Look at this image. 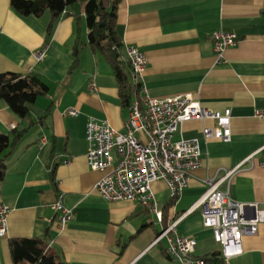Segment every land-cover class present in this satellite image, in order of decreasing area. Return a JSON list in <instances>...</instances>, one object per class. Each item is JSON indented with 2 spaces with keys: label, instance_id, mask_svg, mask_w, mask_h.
I'll return each mask as SVG.
<instances>
[{
  "label": "crops",
  "instance_id": "0c3cea01",
  "mask_svg": "<svg viewBox=\"0 0 264 264\" xmlns=\"http://www.w3.org/2000/svg\"><path fill=\"white\" fill-rule=\"evenodd\" d=\"M84 8V2L66 8L48 33L49 11L23 15L10 0H0V79L32 74L48 88L28 105L35 124L5 161L0 204L9 213L0 264H15L8 245L15 239L37 240L65 264H179L166 253L164 240L152 242L191 210L216 172L240 165L230 198L264 210V118L255 115L264 109V0H120L117 5L119 53L133 46L144 55L142 84L150 98L191 95L210 111L230 110L229 142L203 138L204 128L216 126L211 119L184 122L173 135V142L198 141L201 165L177 199L163 181L151 184L161 222L136 202H107L94 189L103 173L86 163V122L93 117L123 131L129 111L113 68L88 46ZM220 30L236 34L237 43L217 63L210 36ZM46 45L45 58L36 62L35 54ZM76 46L78 63L71 71ZM68 108L78 115L64 116ZM24 128L0 99V134L11 136L12 130ZM58 194L72 212L62 230L52 209ZM175 232L195 239V259L220 255L200 209L181 218ZM241 246L240 255L221 264H264V223Z\"/></svg>",
  "mask_w": 264,
  "mask_h": 264
},
{
  "label": "built area",
  "instance_id": "2783aa9c",
  "mask_svg": "<svg viewBox=\"0 0 264 264\" xmlns=\"http://www.w3.org/2000/svg\"><path fill=\"white\" fill-rule=\"evenodd\" d=\"M215 60L224 61V52L237 43L236 34L224 30L210 36ZM49 47L46 45L35 54L41 62ZM120 60L130 68L132 91L137 96L128 106L129 116L123 131L115 130L109 123L90 117L86 122L85 159L90 170L103 173L95 183L97 194L107 202L129 201L140 204L152 217L161 222L162 214L157 207L151 184L163 181L173 199L180 197L188 184L190 174L201 165L200 148L197 140L173 142L172 137L182 123L191 120L215 121L214 128H204L205 140L222 142L230 140V110L223 113L210 111L200 105L191 95L150 98L142 84L146 69V58L138 48L123 46ZM95 91L94 84L90 85ZM78 110L68 108L64 116L76 117ZM255 115L264 118V109ZM63 159L62 163H67ZM239 166L216 172L207 180V188L188 212L182 214L170 226L160 231L152 245L166 242V253L179 264H203L194 258L196 241L176 234L179 220L200 209L202 225L212 231L213 239L219 244L220 255L228 261L242 253V239L254 236L258 225L264 223V210L255 203L242 204L229 196L231 182L239 172ZM52 209L57 214L56 224L62 230L72 219V212L63 204L58 194ZM9 209L0 204V238L7 233ZM148 222H151L148 221Z\"/></svg>",
  "mask_w": 264,
  "mask_h": 264
},
{
  "label": "trees",
  "instance_id": "16d2710c",
  "mask_svg": "<svg viewBox=\"0 0 264 264\" xmlns=\"http://www.w3.org/2000/svg\"><path fill=\"white\" fill-rule=\"evenodd\" d=\"M120 0H42L25 1L10 0L11 6L23 15L40 16L45 11L52 14L53 20L49 24L50 32L55 20L66 8L77 2H84L85 20L88 30V46L100 54L103 59L113 68L120 91L122 104L128 107L137 96L132 91L128 70L129 66L120 60L119 50L121 42L115 31L116 9ZM78 49H73V63L70 70L77 66ZM47 86L35 75L8 76L0 79V99L5 102L8 108L16 114L20 120L26 124L22 130L14 129L10 135L0 134V181L3 179L5 171V161L9 156L14 144L34 125V121L28 110V105L32 104L37 97L43 96L47 92ZM173 203V202H172ZM9 250L13 263L17 264L27 261L30 264H65L55 254L47 253L43 244L33 239H15L9 242ZM203 264H221L223 259L217 254L210 257L199 258Z\"/></svg>",
  "mask_w": 264,
  "mask_h": 264
}]
</instances>
